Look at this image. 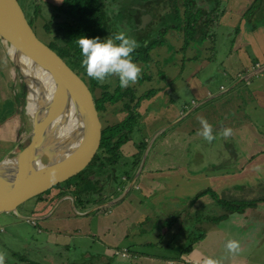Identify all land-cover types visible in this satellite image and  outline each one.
<instances>
[{"label":"crops","instance_id":"crops-1","mask_svg":"<svg viewBox=\"0 0 264 264\" xmlns=\"http://www.w3.org/2000/svg\"><path fill=\"white\" fill-rule=\"evenodd\" d=\"M46 1L54 6L60 2ZM259 2L257 19L253 12L245 22L240 15L229 25L232 33L227 36L219 27L226 10L221 7L210 44L194 41L181 51L178 33L179 46L174 49L178 58L163 66L168 78L164 79V70L156 79L150 77L152 85L136 88L133 96H142L135 109L139 139L146 145L129 181L124 172H115L118 183L107 175L101 193L91 198L79 195L80 208L84 200L95 202L92 208L79 210V222L66 212L77 208L72 194L75 184L58 190L64 191L61 200L66 204L50 210L54 201L45 213L49 216L59 205L63 207L60 212L67 230L51 231L46 241L65 252L82 244L84 254L70 264H192L197 256L219 259L222 264H264V56L255 42L264 34V0ZM5 54L0 45V80L6 75ZM160 59L158 53L154 62ZM210 64L213 70H208ZM177 78L187 94L171 91L170 82ZM103 84L111 92L115 77ZM149 89L154 94H142ZM99 93L96 89L95 99ZM102 108V119L110 126L126 114L121 101H107ZM199 117L213 127L216 139L211 143L197 135ZM224 128H231L233 134L224 138ZM133 142L121 146L117 162H131L136 153ZM52 196L37 203V214L30 217L53 224V219H44L46 215L37 216ZM18 219L26 225L22 239L30 240L31 224ZM228 240L240 242L239 254L227 252ZM11 258L25 260L15 253Z\"/></svg>","mask_w":264,"mask_h":264},{"label":"water","instance_id":"water-1","mask_svg":"<svg viewBox=\"0 0 264 264\" xmlns=\"http://www.w3.org/2000/svg\"><path fill=\"white\" fill-rule=\"evenodd\" d=\"M0 45L28 96L32 69L43 72L49 84L47 98L29 114L26 144L0 158V215L33 222L42 217H25L18 209L87 167L99 147L101 124L86 85L35 37L16 0H0Z\"/></svg>","mask_w":264,"mask_h":264},{"label":"trees","instance_id":"trees-1","mask_svg":"<svg viewBox=\"0 0 264 264\" xmlns=\"http://www.w3.org/2000/svg\"><path fill=\"white\" fill-rule=\"evenodd\" d=\"M16 1L18 3V0ZM123 1L128 2V4H133V6L137 5L135 6L137 7V9H135L136 11L133 10L131 12V21L137 16V13L142 12L140 11V8H142L143 13H152L155 16L152 19L150 18L149 22L147 23L148 25H146L148 27L156 25L160 28V34H162V38L158 40H156L155 37H151V39H148L147 37L144 42H138L139 47L132 53V59L135 63L141 64H147L151 60L149 53L154 48L163 44V37L168 30L173 29L181 34V51H184V49L194 41L202 42L206 40L209 42V44L212 43L210 31L217 24L218 19L223 13L221 10V4L223 3V0H60L57 6L48 4L46 2L42 5H31V11L34 12V23L36 27L39 26L41 31L44 33L46 37V43L39 40L36 36L35 37L44 45H46L51 51H53L65 63V65L69 67V69L83 81L89 92L95 91L96 89L100 90L99 98L95 99L94 104L97 112L98 108L100 109V112L102 111L103 104L107 101L110 103L116 101L122 102L123 112L126 113L125 116L121 121L113 126H110L106 123H104L105 125L101 126L99 147L94 157L90 161L92 162L94 160L91 165H98L101 172L103 170L105 171L106 169V172L102 173L101 175L107 174L110 178L114 179V183L119 182V176H116L115 174V166H117V161L120 159L118 156L121 155V146L128 141L133 142L134 140L141 138L139 135L138 115L135 113V109L137 108L139 99L142 96L135 98L133 94H136V88L141 87L143 81L147 82L150 80V74H141L138 82L135 84L136 87H134L135 85H131L128 88H121L119 86L118 78L115 77V87L110 92L107 90L108 87L106 84H101L87 76L85 68L82 67L81 62L83 57L81 55L77 41L81 36L87 38L99 37L101 41L108 37H114L116 34L114 30L119 31V29H121L119 24L120 21L116 23V26H113L112 20H110L107 15V11L109 10L113 12V9H116L118 6H120ZM37 5L41 7H38ZM45 7H48V10ZM159 11L161 12L160 15H158ZM37 13H39V15L42 14L41 18L44 20L43 22L40 23L36 20L35 14ZM118 13L123 14L122 11H118ZM121 16L123 17V15ZM26 22L29 25L27 20ZM131 34L132 33H130V35ZM131 36L137 38L135 35ZM5 56L8 60L7 54H5ZM9 63L10 62L8 61V64ZM16 79H18L19 88L23 93L24 85L20 82L18 77H16ZM142 91V94H146L145 96L154 94L152 89ZM97 102H99L98 106ZM0 119H2V117ZM21 132L24 131H22V128L19 127L18 132L15 131L14 134L10 135L11 140L20 135ZM139 140L141 141V139ZM15 144L16 142L14 141L6 142L2 145V147L8 146L6 151L8 152L15 146ZM133 145L135 147L136 153L133 155L128 171H123L127 176V181L130 180L131 175L133 174L139 162L140 155L145 148L146 142L143 139L139 143L133 142ZM85 169L86 167L72 178L81 177V173ZM66 185L68 186V184ZM57 187L61 189L59 186ZM102 189L103 188L101 186L99 191ZM47 192L48 191H46L44 195H48ZM63 192L64 191H57L58 194L56 196L54 195L50 198H47V204L44 206L46 208H50L56 199L54 197L58 198L62 196ZM65 192L68 191L66 190ZM90 192V190H88V192H83L81 187L78 186V182L77 185L75 184V189L72 191V194L77 207L79 206L78 203H81L78 199L79 195H85L87 198H91L92 196ZM40 196L41 195L36 198H39ZM82 203H84V207H81L82 210L92 208L95 204L94 200L92 199H87V201L84 200ZM45 207L43 209H45ZM45 212H47V210ZM36 214L37 213L35 212L27 216H35ZM40 215L41 214H38L37 216ZM32 224H34V222ZM2 246L3 245L1 244V247Z\"/></svg>","mask_w":264,"mask_h":264},{"label":"rangeland","instance_id":"rangeland-1","mask_svg":"<svg viewBox=\"0 0 264 264\" xmlns=\"http://www.w3.org/2000/svg\"><path fill=\"white\" fill-rule=\"evenodd\" d=\"M223 1L224 2L221 4V7H224L225 5L226 10H225V14L220 19L219 27H221L222 32L226 33V36L227 34L231 35L232 29L229 28V25L232 24V21H236L240 15H242L240 17L243 18L244 22H245V19H247V17L252 12H253L252 14H255L253 15V18L257 19L256 15H258V11H259L258 10L259 4H260L259 0L256 1L257 3L250 2L251 0H228L227 3H226V0H223ZM45 2L52 5V3L46 0H18L20 8L22 9L23 15L25 19L28 21L35 36L39 40L43 41L44 43H46L45 42L46 37L44 33L41 31V29L39 28V26L36 27L34 23L35 22L33 20L34 12L31 11L32 10L31 5L33 4L42 5ZM135 6L137 5L133 6V4H128V2L123 1L120 6H118L116 9H113V12L109 10L107 11V15L109 19L112 20L113 26H116V23L120 21L119 24H120L121 29H119V31L114 30V32L117 34L118 32L123 31L129 36L135 35L137 36V38L135 37V39L139 43L144 42V40L147 37L148 39H151V37H155L156 40L162 38V34H160L159 27H157L156 25H152L149 27L147 26L149 19L150 18L152 19L153 17H155L152 13L145 14L143 13V9L140 8V11L142 12L137 13V16L133 18L132 21L130 20L131 12L137 9V7ZM38 7H41V6H38ZM45 8L48 10V7H45ZM247 9L250 10V12L246 13L245 11ZM118 11H122L123 14L118 13ZM158 13H159L158 15L161 14L160 11ZM120 14L123 15V17ZM35 15H36L35 17L37 21H39L40 23L44 21L41 18L42 14L39 15V13H37ZM144 16L148 18L145 21L147 22L146 23L147 25L145 24V26L141 27V18H144ZM216 29H218L217 24L213 27L212 30L216 32ZM130 33L132 34L130 35ZM180 37L181 36L175 30L173 29L168 30L163 37L164 42L162 46L156 47L157 48V49L155 48L156 50L154 49L157 52V54L158 53L160 54L161 59L158 62H154L157 59V54H153L152 53L153 50H152L151 53L153 55L150 58L151 59L150 62H148L147 64H144V66H141L142 68L141 74L143 73L148 74V75L150 74L149 77L156 79V75L159 76L162 73V71L165 70L164 79H167L169 75L168 74L169 71L163 66L165 63L169 65L171 61L176 60L178 58V57L176 58L177 55L174 53V49L179 46L178 43L180 41ZM258 38L259 39L255 37V42L257 43V45H259V50H258L259 54L264 56V34L262 36L258 35ZM2 59H3L2 63H4L5 65L4 67L5 70L3 69V71L6 72V75L4 73L1 76V80H0V118L2 117V119H0V157L5 156V155L10 157L13 155L14 152H17L18 150H20L27 142V140H24L23 137L29 133L30 127H31V122L29 118L30 108H29L28 94L26 93L25 88H24L23 93L20 90L19 81L18 79H16V77L18 76L16 72L14 71L12 65L10 63L8 64L7 62L8 60L5 56H3ZM212 68L213 66H211L210 64L208 66V70H211ZM143 70L145 72H143ZM211 74L214 77H216V74L214 73V71ZM170 83H172V86L170 87V89L173 92V94H187L184 88H182V85L179 84L178 78L172 80ZM145 84L152 85V81H147V82L143 81L141 86ZM180 87L181 89H178ZM98 105H99V102H97V106ZM98 114H99V118H100L102 125H105L104 124L105 122L102 119L99 108H98ZM19 127H21L22 131L24 132H21L20 135H18L16 138L11 140L10 135L14 134L15 131L18 132ZM11 141L16 142L17 145L15 144V146L12 149L6 152L8 149V146L2 147V145L5 144L6 142H11ZM118 157L120 158V156ZM125 160H126L125 165H122L120 162H118L117 166H115L116 174H121L124 170L128 171V168L131 165L130 160L128 159H125ZM92 162H90V164L86 167V169L81 173L82 174L81 177H75V178L69 179L68 181L62 182L58 184L57 186H59L62 189H65L67 187L66 184H68V186L69 184L77 185V182H78V186L81 187L83 192L85 191L88 192V190H90L91 196L94 197L95 192L97 193L99 192V189L102 186V182L105 180L107 174L101 175L102 173L106 172V169L105 171L103 170L101 172L100 167H98V165L96 166L91 165ZM77 178H81V179H77ZM125 184L126 182L122 183V185H125ZM57 186L50 189L47 192V194L56 196L58 194L57 191L59 190ZM67 191L69 192V190ZM101 192L102 190L100 191V193ZM46 196L47 195L43 194L39 198L35 197L32 200L28 201L27 203H25L18 209V213L22 216H24L23 214L29 215L31 213H35L37 211L36 210L37 203L41 201H45ZM54 198L56 199L54 200L55 202L50 210L53 209L55 203L59 201L62 198V196L58 198L57 197H54ZM65 202L66 201L64 202L61 201L58 204L65 205L66 204ZM60 205L58 206V209H56L53 214L51 213L49 216H47L50 219L54 220V221H51V223L53 222V224H48L46 220H42V219H40L41 221L40 220L33 221L34 224H32L33 222L32 223L28 222V224L29 223L31 224V229L30 227H28L29 230L31 231L30 236H29L31 238L28 241H25L24 239H22V236L24 238V233L27 231L26 228H24V226L26 225H23L24 223H22L24 221L19 220L18 219L19 217L17 216L8 215V214L0 215V251H5L7 253L6 264H14V263L15 264H26L25 263L26 259L28 262L34 263V264H70L71 262L76 261L77 258H80L81 255L84 254L85 251L83 250L82 244L74 245L75 248L70 246L69 250L65 252L63 249L59 250L57 247L51 244H48V242L46 241L47 236L51 231L56 232L59 230V228L61 229V227L67 230L65 227L66 223L64 222V219H62V213L60 212V209L63 207H61ZM75 207H77V205ZM64 208L67 209L68 207L66 206ZM46 210H48V208L45 207V209H42L41 211H39L41 214L40 216H42V214L47 215L45 213ZM79 210H82V208L80 207H77L76 209L68 208L66 212L70 217H72L74 220L77 219V222H79L78 217H77V213H80ZM59 218H60V221H58ZM14 225H17V226H14ZM52 225H54L53 228H51ZM44 227H48L50 231L49 230L45 231ZM1 244L3 245L2 247H1ZM85 244H87L86 241L85 243H83V245L85 246ZM11 253L12 254L15 253L16 255H21L25 260L23 259L24 260L23 262H20L19 259L17 261H14V260L10 261L12 260L11 257H13Z\"/></svg>","mask_w":264,"mask_h":264},{"label":"clouds","instance_id":"clouds-1","mask_svg":"<svg viewBox=\"0 0 264 264\" xmlns=\"http://www.w3.org/2000/svg\"><path fill=\"white\" fill-rule=\"evenodd\" d=\"M118 42V43H117ZM82 59V67L90 79L103 84L111 77H117L121 88H128L138 82L142 68L132 59V53L139 47L138 41L125 32L120 31L114 37L101 41L99 37L81 36L77 41ZM200 129L197 135L208 143L216 139L212 125L204 117H199ZM233 134L231 128H224L221 135L228 138ZM259 167L256 171H259ZM54 179V177H52ZM30 217V216H28ZM32 223V222H31ZM225 249L230 254H239L240 242L228 240ZM7 253L0 251V264H6ZM192 264H222L219 259L197 256Z\"/></svg>","mask_w":264,"mask_h":264},{"label":"bare ground","instance_id":"bare-ground-1","mask_svg":"<svg viewBox=\"0 0 264 264\" xmlns=\"http://www.w3.org/2000/svg\"><path fill=\"white\" fill-rule=\"evenodd\" d=\"M22 71L26 74L29 73L27 72L28 71L27 64L23 65ZM28 77L30 79L29 86L31 88V94L28 96L29 108H30L29 114H31L32 111L35 109L36 105L41 103L44 99L47 98L46 96H47V91L49 90V84H48V80H46V76L44 75V73L39 70L32 69L31 75L30 76L28 75Z\"/></svg>","mask_w":264,"mask_h":264},{"label":"flooded vegetation","instance_id":"flooded-vegetation-1","mask_svg":"<svg viewBox=\"0 0 264 264\" xmlns=\"http://www.w3.org/2000/svg\"><path fill=\"white\" fill-rule=\"evenodd\" d=\"M18 5H19V3H18ZM20 7V6H19ZM22 10V9H21ZM87 87V86H86ZM88 89V88H87ZM90 94H91V96H92V98H93V101H94V104H95V97H94V94H95V91H92V92H90ZM101 113V112H100ZM97 114H98V112H97ZM98 118H99V114H98ZM99 121H100V118H99ZM100 124H101V126H102V123H101V121H100Z\"/></svg>","mask_w":264,"mask_h":264}]
</instances>
